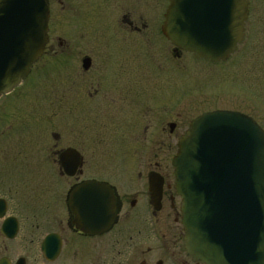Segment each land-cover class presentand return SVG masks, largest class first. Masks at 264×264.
<instances>
[{
    "label": "flooded vegetation",
    "instance_id": "1",
    "mask_svg": "<svg viewBox=\"0 0 264 264\" xmlns=\"http://www.w3.org/2000/svg\"><path fill=\"white\" fill-rule=\"evenodd\" d=\"M46 2L48 42L28 76L11 92L0 95V138L11 133V121L23 108L22 89L33 77L44 84L58 85L60 106L75 107L66 109L68 112H79L83 110L79 107L93 103V97L100 91L95 85H104L105 93L97 100L105 109V121L112 125L105 123V140L122 150V159L130 167L121 178L93 172V160L77 140L62 142L63 135L57 131L51 133L55 140L15 141L4 145L3 153L0 152V264H205L195 260L185 246L173 158L164 165L156 151L176 149L177 152L192 121L207 112L239 111L254 118L263 129L264 123L246 108V111L200 109L191 118L181 120L191 105L187 91L175 101L164 93L146 95L143 93L147 90L135 88L142 84L141 77L129 74L149 69L142 67L139 58L142 50L146 51V58H155L151 51H160L162 62L170 65L175 55L178 58L184 54L212 66L214 72L236 54H264V0H247L248 13L240 26L236 50L227 60L219 62L197 59L164 35L162 26L169 0L161 12L162 22L155 30L140 29L133 24V29L122 31L127 39L115 43L119 36L115 24L117 29L113 34L107 30L105 77L81 76L92 74L98 57L85 53L88 46L72 44L70 38L62 35L58 30L62 19L54 13L50 0ZM158 62L151 61L160 73L156 80L167 84V75H162L168 71ZM260 63L264 68V59ZM76 70L78 75H74ZM127 85L132 93L126 92ZM72 87L78 91L66 92ZM124 114L127 121L125 116L122 118ZM114 116L117 125L113 124ZM126 149L132 152L125 157ZM89 183H96L104 196L105 185L113 191L114 218L106 229L105 211L102 210L100 218L93 219L91 213L81 209L88 201L87 195L74 197L79 188ZM101 202L105 203V197L102 196Z\"/></svg>",
    "mask_w": 264,
    "mask_h": 264
},
{
    "label": "water",
    "instance_id": "2",
    "mask_svg": "<svg viewBox=\"0 0 264 264\" xmlns=\"http://www.w3.org/2000/svg\"><path fill=\"white\" fill-rule=\"evenodd\" d=\"M169 2L162 30L175 46L213 62L236 50L247 0ZM48 22L46 0H0V95L42 55ZM173 165L188 253L205 264H264L263 128L241 112L204 113L182 137ZM82 195L88 201L81 209L93 219L105 211L106 229L114 218L112 189L105 185L104 196L89 183L74 193Z\"/></svg>",
    "mask_w": 264,
    "mask_h": 264
},
{
    "label": "rangeland",
    "instance_id": "3",
    "mask_svg": "<svg viewBox=\"0 0 264 264\" xmlns=\"http://www.w3.org/2000/svg\"><path fill=\"white\" fill-rule=\"evenodd\" d=\"M50 2L54 13L62 19V27L58 29L62 35L70 38L72 44L88 46L85 53H93L98 57L92 74L81 76L100 77H105L107 30H110L111 35L115 29H119L118 41L115 43H122L124 37L127 39V34L123 35V32L133 29V24L140 29L145 27L155 30L162 22L164 5L167 4V0H50ZM148 35L153 37L150 33ZM142 51V55L139 56L142 67L148 66L149 69L146 71L143 69L140 74L139 72L129 74L131 77H141L142 84L135 88L147 90L143 93L146 95L168 94L174 101L187 91L191 105L188 113L180 117L181 120L191 118L200 109L233 108L246 111V108L264 123V68L260 63L264 59L263 53L236 54L229 62L216 67L214 72L212 66L196 62L184 54L178 58L175 55L170 65L162 62L160 51H151L155 58L152 56L146 58L144 56L146 51ZM149 58L152 62L156 60L161 62L158 64L164 66L165 71L167 69L168 72L162 75L163 77L167 75V84H160L156 80L160 73L154 69ZM76 73L77 70L74 75H78ZM44 83L35 77L25 83L23 91L21 90L24 97L23 108L17 110L16 117L11 121V133L0 138V152L3 153L2 147L8 146L10 142L55 140L51 133L57 131L63 135L62 142H71L74 138L77 140L86 155L93 160V172H105L110 178H121L127 173L130 165L122 159L124 157L122 150L113 148L105 140V123L112 125L111 122L105 121V109L103 110L104 107L100 105L101 101L97 100L103 97L105 86L95 85L100 91L93 97V103L79 107L83 109L79 112L72 110L68 112L66 109L75 107L60 106L57 98L58 85ZM126 88L127 93H132L128 85ZM77 91L78 88L72 87V90L66 92ZM129 97L127 95V98ZM65 98L67 99L66 96ZM98 104L99 106H96ZM124 116L125 114L122 118ZM127 118L126 115V121ZM112 119L113 124L117 125V116ZM124 152L126 157L132 150L126 149ZM156 152L164 165L171 163L176 155V149H161Z\"/></svg>",
    "mask_w": 264,
    "mask_h": 264
}]
</instances>
